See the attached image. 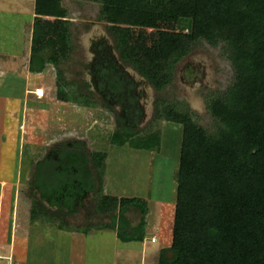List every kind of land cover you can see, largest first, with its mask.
Returning <instances> with one entry per match:
<instances>
[{
  "label": "trees",
  "instance_id": "obj_1",
  "mask_svg": "<svg viewBox=\"0 0 264 264\" xmlns=\"http://www.w3.org/2000/svg\"><path fill=\"white\" fill-rule=\"evenodd\" d=\"M88 1L98 4L97 19L107 25L121 61L158 94L173 74L175 55L200 41L221 44V53L233 70L231 84L222 92L212 93L206 102L214 121L212 130L197 124L186 106L167 103L159 95L154 99L153 120L181 126L172 240L169 247L160 250L157 264H264V0ZM35 4L37 14L57 18L66 14L59 0H36ZM37 25L28 63L31 73H41L47 63L68 61L73 49L70 22L56 20L48 30L43 24ZM131 28L141 29L140 34L135 36ZM146 28L153 30L147 38L142 31ZM35 45H45L54 54L50 58L39 56L35 52L41 48ZM57 78L60 100L67 99L71 87L78 99L97 104L87 82L66 81L61 71ZM108 89L117 98L114 82ZM108 109L113 112L112 107ZM140 118L137 109L135 126ZM135 128L116 117L114 133L124 142L132 146L137 139L142 143L133 145L136 149H159L158 132L140 136L142 130ZM65 147L69 149H51L57 154L54 166L59 173L49 172V162L54 161L49 153L35 162L29 182L30 219L47 220L69 232L111 230L123 242H142L147 226L146 202L103 194L106 156L87 152L80 142ZM72 168L75 173L82 169L84 181L96 188L79 195L74 191L73 196L66 187L63 194L59 193L56 188L69 184L63 177ZM44 172L51 183L43 179ZM89 192L93 193L92 200L85 205ZM90 204L95 213L106 216L107 223H86L77 228L69 222ZM131 210L139 213L135 224L127 216Z\"/></svg>",
  "mask_w": 264,
  "mask_h": 264
},
{
  "label": "rangeland",
  "instance_id": "obj_2",
  "mask_svg": "<svg viewBox=\"0 0 264 264\" xmlns=\"http://www.w3.org/2000/svg\"><path fill=\"white\" fill-rule=\"evenodd\" d=\"M35 1L0 0V10L9 12L0 16V19L4 20L0 25V30L3 29L5 31L0 38L2 45L6 47L3 52L0 50V63L8 59L6 54H8L10 46L13 47L15 45L10 42L15 35V27L17 26L21 36L24 37L28 27L29 30L32 28L31 32L33 33L34 26L37 24V26L43 24L44 29L48 30L51 23L56 20L68 21L71 23L69 31L73 49L68 61L60 62L59 64H48L43 74L30 77L31 81L26 85L28 87H24V85L22 87L18 81L12 82L14 85L10 82V86H7L8 83L6 84V82L8 80L0 77V179L11 181L12 187L10 191L12 192L13 203L18 201V204H21L23 208L27 207V203L24 200L30 202L29 195L31 192L28 180L32 179L31 174L34 164L43 156L44 152L60 144L80 142L85 146L87 152L95 153L99 156H108V161L105 159V168L109 176L107 179L105 171L103 182H114L118 189L120 188L125 192V194H121L122 197H136L144 200L148 210L151 211V217L153 213H163L162 222L164 225L161 230V236L167 238L166 244L168 245L175 206L176 182L174 175L178 167L181 126L164 120H153L154 99L159 95L167 103H179L183 107L186 106L197 124L212 130L214 121L207 111L206 102L212 93L224 91L233 80V70L229 60L221 53V44L212 46L200 41L190 50L175 55L177 62L174 65L173 74L169 81L164 83L165 86L160 94L156 93L152 87L148 94L145 93V103H142V105L146 113L142 118L141 124L136 128L137 131L142 130L140 136H147L151 131L154 133L158 132L161 136L159 149H152L146 153L141 151L143 149L136 151L133 145L138 146L137 144L142 143V140L134 139L132 146H130L131 144L124 142L120 135L117 136L114 133L118 115L116 113L120 110V107H114L113 112L107 110L100 103V98L97 94L93 96V100L97 104L86 103L76 97L73 93L74 89L71 87L68 89L70 93L68 92L69 95L66 100L55 99L60 103L53 101L55 97H59L57 94V75L59 71L64 74L66 81L91 84L88 65L91 62L92 41L101 33L107 31L106 24L97 19L98 4L88 0L78 2L74 0H59V5L66 11V14L63 18H57L37 14L35 12ZM30 16L29 22L26 21ZM46 22L49 25H46ZM140 30L139 28H131L132 34L135 36L140 34ZM142 31L143 36L146 38L150 32H153V30L147 28ZM35 46L36 48H41L35 52L39 56L50 58L54 54L46 49L45 45ZM25 51L28 52V49H17V53H20L17 56L19 58L22 57ZM194 63L201 71V79L193 80L192 82L183 81L181 77L182 70L186 65L189 67ZM126 69L131 74L133 73L132 70L134 69L131 66L127 65ZM139 77L141 78L140 75ZM35 85L36 87H45L46 92L44 91V93H47V97H43L44 100L41 101L44 103L33 102L34 98H37L33 94L31 95L32 97L30 95L24 96L27 102L29 98L31 99L26 109L28 113H25V110L23 112V108L20 112L18 101L21 100L12 98L13 95H18L22 88L27 89ZM6 96L16 100H13V105L8 106L9 110L4 112V98ZM46 105H48L49 110L48 115L44 117L43 115L46 114L44 111L47 109ZM5 114L6 120L4 119ZM149 124L150 126H148ZM62 125L66 126L62 127ZM68 149L66 148V150ZM57 161L49 162L52 168L49 172L52 174L60 172V170H55L54 165L57 164ZM21 167L25 168V171L18 174L17 169ZM57 167L60 168V165ZM68 170L71 172L73 169ZM79 171L81 172L70 173L71 179L68 180L70 181L68 186H74L75 183L80 184L82 182V186L86 191H89L90 187V190L93 191L96 186L86 183L84 181V171L82 169ZM43 175L49 178L47 172L43 173ZM55 182L58 184L59 180ZM49 183H51L50 180ZM59 188L60 186L56 189L59 190ZM79 192L80 190L78 189L76 194L79 195ZM92 196L93 194L90 195L91 200ZM161 206L162 211L159 209ZM127 216L132 222H137L139 219V213L135 210H131ZM151 217L148 218L149 227L145 233L143 245L144 248L152 252L156 250L159 243H150L149 237L155 230L152 227L154 222L151 223L149 221ZM152 218L155 217L153 216ZM69 222L77 225V228L80 225V228H83L86 223L90 225L107 223L108 219L106 216L95 213L90 204L85 209L81 208L78 210L75 215L71 216ZM49 223L47 220L39 222V225H43L42 229L45 233H47L49 228L50 232L56 229L55 227L58 228L55 223L51 222V226ZM58 230L61 229L58 228ZM91 230L87 229L85 233L74 230L75 233L84 234L86 237L87 241L85 239L82 241L88 246L86 248L88 249L89 259L87 264H141L137 255L128 254L127 256L124 249L121 250L120 247H116L112 254V249H114L112 237L110 235V237L108 235L100 237L99 233L90 234ZM90 237L92 238L90 239ZM49 239L53 240L54 238L50 236ZM103 246L106 248L101 251ZM1 263L5 264V261L2 260Z\"/></svg>",
  "mask_w": 264,
  "mask_h": 264
},
{
  "label": "crops",
  "instance_id": "obj_3",
  "mask_svg": "<svg viewBox=\"0 0 264 264\" xmlns=\"http://www.w3.org/2000/svg\"><path fill=\"white\" fill-rule=\"evenodd\" d=\"M4 13H9V12L0 10V16ZM30 19H31V16L26 21L29 22ZM3 21L4 20L0 19V25L3 23ZM31 30H29V27H28V31H25V35L24 37H22L18 26L15 27V33H14L15 35L10 42L11 44H15V45L13 47L10 46L8 54H6L7 55L6 57H8V59L5 60V62L0 63V77H4V80H8V82H6V84L8 83L7 86H10V82L12 83V82L18 81L22 85V87L23 85L24 87H28L26 85L31 81L30 77L43 74L46 71L47 65L49 63L46 64L44 70L41 73H31L28 69V63H29V59L31 55L30 53H31V46H32ZM4 33L5 31L1 29L0 37ZM2 44L3 43L0 38V50L3 52V50L6 47ZM21 48L23 49L27 48L28 52L25 51L22 57L19 58L17 54H20V53H17V49H21ZM36 88H38L36 87V85L30 88H27V89L24 88L25 91L22 88L21 92L18 95L16 94L13 95L12 98H18V100H21V101H18L20 104V106L18 104V106L20 107V112L23 108V112L25 110V113H28L26 112V109L28 107V102H30L29 100L31 99L29 98L27 102V99H25L24 96L27 97L30 95V97H32L31 95L33 94V91ZM39 88L43 89L46 92V89L44 86H40ZM43 97L44 98L47 97V93H44ZM43 97L34 98L33 102L38 101L40 103H44V102H41L42 100H44ZM55 99H59V98L55 97L53 101H57ZM4 100H3L4 101V112H6V110L7 111L9 110L8 106H11V104L13 105L12 102L13 100H16V99L12 100L11 97L6 96ZM57 102L60 103L59 101ZM46 107H47L46 111L43 110L44 112H46V114L43 115L44 117L48 115L49 107L48 105H46ZM4 119L6 120V114H5ZM63 126H66V125H62V127ZM51 149L52 148H49V150L44 152L43 156L39 158L38 160H41L44 157H46L48 153H49L48 156H51L52 154ZM136 151H140V149H136ZM141 151L142 152L145 151V153L150 152L144 149ZM106 161H108V156L106 157ZM17 171H18L17 172L18 174H21L22 171H25V168L23 167L18 168ZM34 171H35V168L33 169L31 178H33ZM105 171H106L105 175L108 179L109 175L107 174V169ZM26 172H27V169H26ZM28 182L30 181L28 180ZM104 183H105V185L103 184L104 189L102 190L103 194L117 197V198H121L122 197L121 194H125V192L122 191V189L120 188L118 189L116 187V184L114 182L109 181V183L107 182H104ZM11 187H12L11 181L0 179V236L3 237V242L2 244L0 243V254L2 256H5L7 258L10 257L12 260H14V262H17L19 264H87V262H89L88 249H86L88 248V246H86L84 241H82L83 239L86 240V237L84 234H78L75 232H66V231L58 230L57 227H55L56 229H53L51 232L49 228L47 233H45L44 230L42 229L43 225H39V222L41 220L32 221L30 219L31 201L29 202V201L24 200V202L27 203L26 208H23L21 204H18V201L13 203V199L11 195L12 192L10 191ZM72 188L74 191H77V192L79 189L80 190L79 194L80 193L83 194V192L86 191V189L82 186V182L80 184L75 183ZM92 194H93L92 192H89V196L85 198V201H86L85 205L87 202L90 201V195ZM159 209L160 211H162V206ZM162 214L163 213H160V212L159 214L153 213L152 215L155 218H152L153 216L152 217L150 216L151 211L148 210V214L146 215L147 226L145 228V233L148 231V227H149L148 218L151 217L149 221L151 223L154 222L152 227H154L155 230L149 238L150 240L151 238H155V242L150 241V243L151 244H156L157 242L159 243L156 250L152 252L144 248V245H143L144 240L142 242H123L119 240L116 237L115 233L111 230H98L97 231L96 229H92L91 230L92 232L90 231V234L99 233L98 235L100 237H105V235H108V236L110 235L112 237V242L114 243V249H112V254L114 253V250L116 247L117 248L120 247L121 250L124 249V251L126 252L125 254H127V256L128 254H131V255L135 254V256L137 255L140 259L141 264L142 263L143 264H152V263L157 264L160 250L169 247L171 244V240H172V230H171L168 245L166 244L167 238H163L161 236L162 234L161 230L164 225V223L162 222L163 220ZM131 223L135 224L136 222L131 221ZM172 228H173V222H172L171 229ZM50 236H53L54 239L53 240L49 239ZM91 238L92 237H90V239ZM105 248L106 247L103 246L101 251H104ZM4 261H5V264L8 263V261L6 260Z\"/></svg>",
  "mask_w": 264,
  "mask_h": 264
},
{
  "label": "flooded vegetation",
  "instance_id": "obj_4",
  "mask_svg": "<svg viewBox=\"0 0 264 264\" xmlns=\"http://www.w3.org/2000/svg\"><path fill=\"white\" fill-rule=\"evenodd\" d=\"M90 60L91 62L88 65V69L91 76V84L88 83V91L92 92L93 94H97L102 100V105H104L107 110H109V106L112 107V109L114 107H120V110L116 114H118L117 116L123 119L124 125L127 127L137 128L141 124L142 118L146 113L142 103H145V93L148 94L151 88L150 84L137 71L132 70V74L128 72L126 69L127 65L121 61V57L114 49L113 37L108 30L105 33H101L92 41ZM195 64L196 63L191 64L189 67L187 65L184 67L181 76L183 81L185 80L186 82H192L193 80L201 79V71ZM112 82H114L118 88V92L116 94L117 98H114V94L110 92V89H108V86ZM117 102H120V104H117ZM137 109H140L141 111V118L137 126H135L134 121L136 118ZM114 127H116V124ZM66 148L67 147H65V144H60L55 146L54 149L63 150ZM51 156L52 159L58 160L57 154H51ZM72 169L73 170L71 172L67 170L63 180L67 181L71 179L70 173L75 174L76 172L74 168ZM43 178L46 177L43 176ZM46 179L44 180L49 182L50 179ZM67 185L68 184L66 183V186L60 187L58 192H62L63 194L62 190H66L68 188V191L71 190L70 192L73 194V186ZM83 202L85 203V200Z\"/></svg>",
  "mask_w": 264,
  "mask_h": 264
},
{
  "label": "built area",
  "instance_id": "obj_5",
  "mask_svg": "<svg viewBox=\"0 0 264 264\" xmlns=\"http://www.w3.org/2000/svg\"><path fill=\"white\" fill-rule=\"evenodd\" d=\"M34 95L36 96V97H38V98H41V97H43L44 96V90L43 89H41V88H36L34 91ZM151 242H155V238H151V240H150ZM3 242V237H1L0 236V243H2ZM2 260H6V261H8V263L7 264H19V263H17V262H14L10 257H5V256H2L1 254H0V263H1V261Z\"/></svg>",
  "mask_w": 264,
  "mask_h": 264
},
{
  "label": "clouds",
  "instance_id": "obj_6",
  "mask_svg": "<svg viewBox=\"0 0 264 264\" xmlns=\"http://www.w3.org/2000/svg\"><path fill=\"white\" fill-rule=\"evenodd\" d=\"M33 95H34V92H33ZM38 98V97H37ZM14 261V260H13Z\"/></svg>",
  "mask_w": 264,
  "mask_h": 264
}]
</instances>
